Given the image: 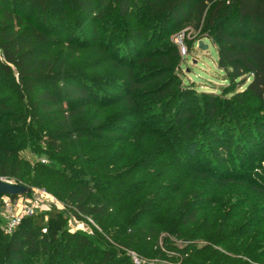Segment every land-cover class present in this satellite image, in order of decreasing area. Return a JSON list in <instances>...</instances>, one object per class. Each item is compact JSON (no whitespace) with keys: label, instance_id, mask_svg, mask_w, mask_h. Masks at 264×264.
<instances>
[{"label":"trees","instance_id":"obj_1","mask_svg":"<svg viewBox=\"0 0 264 264\" xmlns=\"http://www.w3.org/2000/svg\"><path fill=\"white\" fill-rule=\"evenodd\" d=\"M186 26L212 40L224 80L236 84L232 99L226 94L223 99L239 105L257 102L262 110L264 0H0V76L11 78V86L16 83L25 98L22 108L0 98V175L28 188L40 185L66 204L64 211L52 209L47 220L44 213L25 217L10 234L0 219V264H134L126 249L142 233L154 238L167 226L169 235L180 238L182 228L215 207L211 188L185 192L176 183L180 171L167 167H187L185 175L219 185L247 183L235 180L233 175L243 176L244 165L238 164L232 175L229 157L244 158L248 149L264 147V112L253 122L232 124L233 110H227L229 120L218 122L220 94L201 92L207 104L195 124L186 96H178L170 109L175 97H164L173 92H135L142 86L136 66L149 60L143 56L145 43L166 41ZM79 53L87 56L85 66L75 65ZM102 70L109 73L99 75ZM115 87L119 91L111 92ZM146 95L157 97L162 110L170 112L167 121L162 114L146 113L140 102ZM111 108L118 110L110 114ZM22 110L23 117L16 114ZM245 122L254 126V134ZM145 136L152 140L145 142ZM139 139L131 155L116 146ZM79 141L92 144L74 149L73 142ZM195 146L208 156L186 166L185 156ZM23 148L55 162L30 164L19 155ZM246 188L264 198V186ZM250 198L226 203L228 217L216 228L209 225L212 231L204 232L199 248H181V262L264 264V206L261 215L254 211L241 221L235 217L248 215L244 207H252ZM165 202V218H155ZM72 215L91 216L121 250L100 246L108 240L98 232H70L65 223ZM246 235L248 241L236 239Z\"/></svg>","mask_w":264,"mask_h":264},{"label":"rangeland","instance_id":"obj_2","mask_svg":"<svg viewBox=\"0 0 264 264\" xmlns=\"http://www.w3.org/2000/svg\"><path fill=\"white\" fill-rule=\"evenodd\" d=\"M67 5L64 7L67 8ZM183 32L185 36V45L188 51V55L183 56L177 46V48H172L168 45L169 42L174 43L173 37L178 32ZM202 40L204 44H207V48L200 49L198 46L199 41ZM156 40L151 45H148V43H145V52L143 56H146L149 58L148 62L143 64H138L136 66V77L138 79V82L142 84L141 87H139L135 92H141V94H149L147 92H173L171 95L167 94L164 98H167V96L175 97L173 100V104L170 106V109L173 108L174 104L178 103L177 98L179 96L182 98V95L187 99L188 102V109L196 114L194 123L198 122L202 116L201 110L203 109V106H205L207 103H205L204 100H207L208 97H200L201 92H216L220 94L221 99H217V106H218V115L220 114V118L218 122H226L229 120V118L224 115V113L227 110L232 111L231 117V123H240L242 121H246V119L252 122L253 119L256 118V115H258L260 112H264V108L261 110L262 104H259L257 102L254 103H248L244 102L243 104H236L235 100L230 101V98L234 93L235 89L237 88L236 84H229L228 81L224 80V73L220 69H218L216 64L217 59V51L216 47L214 46L212 40L207 39L205 37L199 38L196 32H193L190 27L186 26L181 30L174 31L171 33V35L167 38L166 41L163 42H157ZM116 44H118V41H114L112 43V48L114 51L116 50ZM148 45V46H147ZM113 51V50H112ZM175 52H177L178 58L175 57ZM175 57V58H174ZM87 56H84V54L79 53L78 60L75 63L77 66L78 64H83L82 66H85L87 63L86 61ZM109 73L108 70H102L101 72H98L99 75L107 74ZM139 77V78H138ZM0 79H2L3 85L0 86V98L6 100L8 104H12V107H18L22 108V105L25 103V98L23 96V91L18 87V85L15 83L11 86V78L7 76H0ZM14 79V78H13ZM14 81V80H13ZM106 90V89H103ZM164 90V91H163ZM118 88H112L111 92L116 93L118 92ZM146 92V93H145ZM182 92H188L187 94H183ZM182 93V94H180ZM228 96L230 98L229 100H224L223 97ZM146 95L145 97H142L141 103H143L144 110H146V113H155V114H162L164 118L167 121L170 117L168 111H163L162 106L158 104V98L155 96H149ZM169 97V98H171ZM177 100V101H176ZM181 102V101H180ZM20 106V107H19ZM236 109V110H235ZM115 110H118L117 108H111L110 114H113L116 112ZM89 115L93 114V111L90 112V110L86 111ZM24 111H17L16 114L24 116ZM95 113V112H94ZM228 114V113H227ZM223 115V116H222ZM263 118H257V121L261 122ZM22 123L21 121L16 122V124ZM229 123V122H228ZM245 122V126L249 128V131H251L252 134H254V126L251 125L249 122ZM23 124V123H22ZM244 124V123H243ZM139 130L135 134H138ZM255 136V135H254ZM258 135L254 137V140H257ZM144 140L147 142L148 140H152L151 137L145 136ZM28 142H34V139L28 140ZM141 140H134L133 142L126 141L121 144L116 145L119 147V152L121 154H134L137 150V147L141 144ZM41 144V148H45V145L43 143ZM92 143H89L87 141H79V142H73V148H81V147H90L89 145ZM191 153L185 156V158L189 161L186 166H190L193 160H199L202 159V157L205 158V156H208L205 153H198L197 146L192 147L190 150ZM19 155L22 159H25L28 163L32 164L33 162L39 160L43 163L46 162H55V160H52L49 158L47 154L44 153H38L29 150V149H21L19 151ZM1 156V151H0ZM135 156V155H134ZM194 160V161H195ZM229 163L231 165L232 163V175L235 173L237 168L239 167L238 164L243 165V171L244 174L242 177H238V175H233L236 178H239L241 180H244L247 182L246 184H237V183H231V184H222L220 183H213L209 180H206L204 178H199L198 176H187L185 175L189 169L185 167L183 170L180 168H169L167 167V171L169 170H178L180 171L179 178L176 180V183H179V187L183 188L185 192H193V191H200L205 190L208 191L206 188H211L209 195V198L214 199L216 201L215 207H211V209H205L203 210L197 219V221L185 228H182V236L180 238H173V236L169 235L167 231V226L162 228L160 230V233L157 237L151 238L147 237L145 233H142L140 237H138L137 243L134 247L130 249H126V254L131 258L132 262L134 264H185L182 261V254L180 253L181 248H185L187 245L190 247H193L195 249L199 248L203 241L201 240V236L204 234V232L212 231L209 230V225H213L216 228V224L220 222V219L227 218L228 216L225 215L228 213V211H225L226 203L235 202L239 198H243L245 196L250 195V201L252 203V207H247V205L244 207V211L249 212L248 215L245 214L244 216H235L239 221L244 220L245 218H249V214L252 212H256L255 216L261 212V208L264 206V198L259 197L255 194L254 191L250 192L246 186H250L251 183L258 184L260 186H264V147L258 146L254 147L252 149L247 150V156L244 158L240 155H234L231 153L229 157ZM148 176V175H146ZM152 179L153 177H148ZM0 179H9L5 175H0ZM166 179V178H165ZM14 181V180H12ZM163 181L160 182V185ZM14 183H16L14 181ZM30 189H43L45 190L49 195L54 197L57 202L59 203L60 207L63 206L62 209H59L58 207L53 206L49 211L43 212L45 220L48 219V213L52 210H58V211H64L66 204L59 200L52 192L48 191L47 189L41 187L40 185H33L30 187ZM186 189V190H185ZM170 201V200H169ZM167 202H165L162 205L161 212L158 213V215H155V218L157 217L160 219L162 217L165 218L166 212L165 209L167 207ZM254 206V207H253ZM234 210V208H231ZM229 211V212H232ZM254 214V213H252ZM251 214V215H252ZM238 215V214H237ZM261 215V213H260ZM259 215V216H260ZM72 217V216H71ZM70 216H67V221L65 223L66 227L69 229H73L76 227L75 222L73 218ZM75 217V216H74ZM234 217V216H233ZM256 218V217H255ZM84 222L85 230H80L81 232H86L89 235L94 234L95 232H98L100 235H104L105 238L108 240L107 242L103 243L100 246H104L105 248H115V251L118 252V250H121V247H119V244L115 241H113L111 238L107 237V233L99 226V224L91 217V216H84L81 219ZM70 220L72 221V224L70 225ZM141 225L147 224L148 219L140 222ZM160 224V221H158V226ZM237 224V222H236ZM64 225V224H63ZM202 225V227H201ZM235 222L233 221L230 223V227L234 226ZM263 231H264V219H263ZM160 228V226H159ZM252 232L254 230H257V228H252ZM42 231H46L45 228L42 229ZM78 230H75L73 232H76ZM200 231H202L200 235ZM199 233V236H198ZM262 233V232H261ZM264 233V232H263ZM250 238V236H240L236 237L237 240H247ZM253 245H257V240L259 238L255 239ZM117 249V250H116ZM155 253H157L155 255ZM188 258V256L186 257Z\"/></svg>","mask_w":264,"mask_h":264},{"label":"built area","instance_id":"obj_3","mask_svg":"<svg viewBox=\"0 0 264 264\" xmlns=\"http://www.w3.org/2000/svg\"><path fill=\"white\" fill-rule=\"evenodd\" d=\"M173 41L178 46L183 56L188 55L185 45V36L182 31L174 35ZM1 180L14 183V181L8 179ZM53 206L59 209L63 208V206L60 207L54 197L43 189H30L29 194L22 195H0V219L2 220V228L6 233L10 234L25 217L49 211ZM71 218H73L76 227L74 230L70 229V232L85 230L84 227H82V225H84L83 221H78L73 215ZM71 224L72 221L70 220V225ZM87 231L88 230H86V232Z\"/></svg>","mask_w":264,"mask_h":264},{"label":"water","instance_id":"obj_4","mask_svg":"<svg viewBox=\"0 0 264 264\" xmlns=\"http://www.w3.org/2000/svg\"><path fill=\"white\" fill-rule=\"evenodd\" d=\"M198 46L200 49L207 48V44H204L202 40L199 41ZM30 188L25 185L17 183H9L0 179V195L6 194L10 196L29 194Z\"/></svg>","mask_w":264,"mask_h":264}]
</instances>
